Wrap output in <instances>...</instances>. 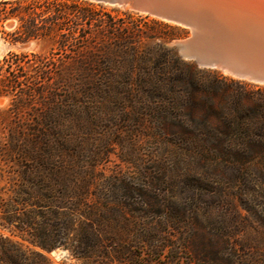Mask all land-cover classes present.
I'll return each mask as SVG.
<instances>
[{
  "label": "trees",
  "instance_id": "16d2710c",
  "mask_svg": "<svg viewBox=\"0 0 264 264\" xmlns=\"http://www.w3.org/2000/svg\"><path fill=\"white\" fill-rule=\"evenodd\" d=\"M29 2L11 10L21 21L14 41L52 40L59 59L32 56L30 64L29 56L12 55L0 63V98L14 97L13 113L41 108L35 126L17 120L0 143V158L16 166L19 178L1 220L22 240H0V264H51L47 255L57 249L78 264H233L221 257H180L186 247L172 246L163 236L180 226L167 221L161 230L148 228L140 221L148 211L129 208L127 200L143 193L123 192L115 199L94 194V175H76L68 160L74 152L63 121L80 108L74 99H98L100 105L87 111H109L121 133L146 131L147 139L175 147L181 158L220 165L245 187L247 180H261L252 187L264 192V90L250 91L244 82L185 62L167 46L188 36L179 26L138 16L168 30L149 34L130 21L133 14L118 18L102 4ZM39 2L45 4L41 13ZM144 40L154 44L144 46ZM32 65L37 67L25 70ZM229 240L224 251L236 247Z\"/></svg>",
  "mask_w": 264,
  "mask_h": 264
},
{
  "label": "rangeland",
  "instance_id": "374dc122",
  "mask_svg": "<svg viewBox=\"0 0 264 264\" xmlns=\"http://www.w3.org/2000/svg\"><path fill=\"white\" fill-rule=\"evenodd\" d=\"M29 1L0 0V63L12 55H27L30 64L35 62L32 56L51 63L59 59L52 40H32L26 43L14 41L19 37L17 33L21 21L11 15V10L17 7L18 2L21 7H26ZM43 5L45 4L42 2L38 3V13H41ZM104 7L105 13L118 18H125L124 14H133L130 21L139 25L143 32L158 35L168 32L161 26L138 20V16L146 15L129 7ZM185 38L167 46L175 47L177 42ZM143 43L144 46L154 44L149 40H144ZM36 67L37 65H32L25 70L31 72ZM197 68L244 82L249 85L250 91H256L257 88L264 90V85L238 80L216 69ZM13 99L11 95L0 98V143L10 129L18 127L17 120L24 125L35 126L37 114L41 112V108L36 107L37 111L34 109L17 116L11 110ZM74 101L80 108L76 113L66 114L63 121L65 134L70 138L69 148L74 152L73 157L68 160L74 166L76 175H94V194L115 199L120 198L123 192L143 193V198L132 195L127 200L129 208L146 212L160 210L159 215L147 212L148 215L142 216L141 224L148 228L155 226L161 230L164 227L160 223L167 221L172 226H180L178 229L165 231L163 236L172 246L186 247L179 255L182 258L188 257L198 262L216 261L221 257L223 262L231 260L233 264H264V192L252 187V182L255 184V181L261 180H247L245 187L242 179L223 173L220 165L181 158L175 147L147 139L146 131L130 134L125 129L121 133L122 128L116 127L115 118L109 111L94 110L93 114L87 111V106H99L100 100L78 97ZM17 172L15 165L0 158V240L9 239L12 242L22 240L15 228L7 226L1 220V211L16 190L19 182ZM229 239L234 240L236 247H233V251L232 248L224 251L225 244L229 247L232 245ZM24 245L29 250H37L28 242H24ZM173 255L178 256L175 253ZM47 257L51 264H78L62 249L53 251Z\"/></svg>",
  "mask_w": 264,
  "mask_h": 264
},
{
  "label": "water",
  "instance_id": "95a60500",
  "mask_svg": "<svg viewBox=\"0 0 264 264\" xmlns=\"http://www.w3.org/2000/svg\"><path fill=\"white\" fill-rule=\"evenodd\" d=\"M81 1L129 7L182 27L189 34L175 49L183 60L238 80L264 84V14H240L239 9L215 0Z\"/></svg>",
  "mask_w": 264,
  "mask_h": 264
},
{
  "label": "bare ground",
  "instance_id": "6f19581e",
  "mask_svg": "<svg viewBox=\"0 0 264 264\" xmlns=\"http://www.w3.org/2000/svg\"><path fill=\"white\" fill-rule=\"evenodd\" d=\"M215 1L224 2L226 5L235 7L236 10L239 9L241 11L240 14H264V0H215ZM223 73L225 75H228L225 72Z\"/></svg>",
  "mask_w": 264,
  "mask_h": 264
}]
</instances>
